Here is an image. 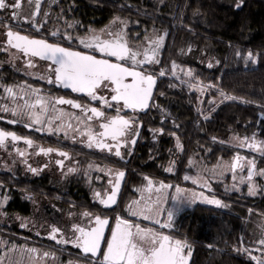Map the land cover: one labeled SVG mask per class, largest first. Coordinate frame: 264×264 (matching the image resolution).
I'll list each match as a JSON object with an SVG mask.
<instances>
[{
  "label": "trees",
  "instance_id": "trees-1",
  "mask_svg": "<svg viewBox=\"0 0 264 264\" xmlns=\"http://www.w3.org/2000/svg\"><path fill=\"white\" fill-rule=\"evenodd\" d=\"M61 1L66 2L67 17L87 26H103L119 17L125 21L127 36L143 37L153 29L164 31L165 42L157 70L165 69L166 74L158 75L154 93L157 104L151 110L158 123L151 126L150 118L147 124L144 122L140 148L135 159L129 161L131 171L127 170L115 209L119 210L117 214L128 218L125 209L133 196L127 190L142 184L145 176L155 182L190 186L183 177L189 171L191 158L213 164L242 153L251 156L256 169L264 170V151L250 153L229 143L230 136L254 134L257 140L264 141V115H261L264 113V0ZM237 49L244 53L251 51L257 56L256 63L237 57ZM191 50L207 53L210 62L188 61L185 55ZM173 61L177 65L175 75H172ZM177 69H191L193 77ZM197 77L205 84L211 80L219 91L212 89L201 97L200 92L189 87ZM225 94L235 99L226 100ZM170 118L172 133L165 125ZM152 128L156 130L155 141L150 137ZM175 138L180 142L179 149L175 147ZM169 161L174 164L170 172L165 169ZM257 183L259 189L251 195L244 187L241 191H228L222 182L212 181V193L221 201L220 205L195 202L175 214L168 235L191 246L189 264H257L251 256L261 255L257 241L264 237L261 221L264 220V176H258ZM0 186L8 191L6 212L31 215V200L11 190L16 184L0 179ZM27 187L37 194L40 181L30 179ZM0 238L19 243L40 242L31 233L3 223H0ZM46 249L62 260L80 256L79 252L68 254L65 250ZM244 249L250 250L251 255Z\"/></svg>",
  "mask_w": 264,
  "mask_h": 264
},
{
  "label": "snow or ice",
  "instance_id": "snow-or-ice-1",
  "mask_svg": "<svg viewBox=\"0 0 264 264\" xmlns=\"http://www.w3.org/2000/svg\"><path fill=\"white\" fill-rule=\"evenodd\" d=\"M242 2V0H240ZM239 6V3L237 4ZM37 10L40 7V0H36ZM21 8V0H15V3H6V0H0V9L5 11L11 9L12 16L5 17L9 22L4 25L7 29L4 32L7 40L5 43L14 47L18 52H23L25 57L29 54L31 57H39L42 60L51 61L52 63L47 67V75L41 78H46L49 82H54L59 85H63L70 88L76 93H86L92 101L99 100L102 106L108 108L113 107L111 102H116V114L106 115L100 108L88 105H81L78 101L72 99H65L64 97L50 98L39 95V89H33L27 86L29 91V98H24V89L16 91L15 88L19 86L5 85L4 91L15 100L17 95H20L24 99L23 104H15L14 107L9 109L7 106H0L4 112L11 111L14 119L12 123L16 122V117L23 118L27 116L31 123L27 124V127H32L33 124H41L44 112L47 110L48 104L52 99H55L57 104H68L73 108L81 109L82 116H75L73 114L70 118L77 120L75 131L78 135L87 136V144L89 147H96L101 150H107L109 153L114 151L116 157L123 159L121 148L128 143L135 144L137 135L140 130V125L135 122L134 117H126L121 115L124 109H131L133 112L137 110L145 109L149 107L151 97L153 96V86L157 81V74H154L151 65L159 63L158 54L165 42V36L163 34L157 35L155 31L151 36H145L147 46H133L130 47L125 38L123 32L124 21H121L119 17H114L113 21L109 25L105 26L104 29L96 31L92 28L88 29V33L83 37H76L75 39L79 44L90 51H78L73 47H64L61 42L52 43L46 38H37L36 36H30L22 34L21 31H13L11 21L20 20V13L17 11ZM48 13H45L47 16ZM37 18V11L34 10L31 13L29 19L31 25L34 28H39L35 24ZM117 21L121 24V28L116 31H109ZM67 28L65 30L63 40H73L68 29L72 27V22H66ZM59 30L51 32L50 35L53 37L58 36ZM107 38H104V36ZM91 51H96L101 54V57L91 54ZM237 57L242 56L243 59L256 63L257 56L251 51L246 53L237 49L235 52ZM104 57H115L116 60L113 62L111 59ZM142 57V58H141ZM131 61V66L128 62ZM28 66L32 67L33 62L31 59L27 60ZM211 66V65H209ZM177 65L175 61L172 62V75L176 74ZM165 69H161L160 76L165 75ZM185 76L193 77V71L191 69L184 70ZM195 83H190V88H195L200 92L201 97L204 92L212 89H218V86L211 80L207 84L199 81V78H195ZM188 83V81H185ZM109 89V98L104 95H99L100 91ZM36 94V98L31 99V94ZM199 98V97H198ZM224 99H235V97L224 95ZM122 102V107H121ZM214 101H210L212 103ZM39 106L40 111L36 108ZM53 110L56 111L55 105ZM64 113L60 111V116L63 124ZM264 115V113H261ZM2 119V117H0ZM51 121L52 117H48ZM99 120L98 125L100 131L94 130V124L96 120ZM81 125H84L81 129ZM72 124H67L64 127L65 135L69 134L72 130ZM52 131V128H48ZM61 127L58 126L56 131H60ZM154 132L156 130H153ZM162 131V129L160 130ZM136 134H133V133ZM174 135V134H173ZM130 137V140H129ZM11 138L12 141L21 139L15 132L5 131L0 129V147L4 146L7 139ZM26 143L31 145L33 141L27 138ZM75 139V136H73ZM155 139V135L153 136ZM215 139V137L213 138ZM233 139L238 140L241 146H247L249 148H259L264 151V141L257 140L255 134L252 137H234ZM110 141V142H109ZM177 148H180V142L177 140ZM19 151V150H17ZM39 151L47 154L49 152L56 151L59 155L67 158L68 153L62 152L59 149L52 148H40ZM131 152V149H128ZM20 156L23 157L25 153L19 152ZM244 158L237 155L232 159L230 163L222 162L213 165L211 169L206 166L203 168H197L196 176L184 178L192 179L193 183L202 184L207 186V178L202 173H210L211 176L222 178L223 173L231 171L233 175V188L238 189V185L235 183L237 180L236 169L242 168ZM26 163V161H24ZM58 165H62V160H56ZM190 163H194L190 159ZM248 168L247 177L241 175L239 180L248 181L249 192L255 194V185L252 183V177L254 174V166L251 160L247 161ZM93 167V165H89ZM96 167L100 171H106L110 177L108 185H110V191L105 190L103 194L94 189V199L99 201V204L104 206L105 209H111V206L118 204V194L121 189L122 178L125 176V171L121 169L113 168H100L99 165ZM30 171L36 173L38 169L32 168L29 165ZM69 172L75 171L74 168H69ZM166 171H172L171 167L167 168ZM87 174V173H86ZM264 176V170L259 173ZM99 179V177H98ZM144 180L147 183L137 189L141 193V196L133 201H130L127 206V211L130 215L135 217H143L145 220L154 221L156 224H160L162 228H171L172 221L175 214L187 203H194L196 200L203 199L208 204L220 205L221 201L215 197L209 198L204 196L203 193H197L193 190L183 189L179 185L175 187V191L170 194L173 205L167 207L165 200L169 198L168 189L171 187L169 184H165L163 181L154 182L150 177L145 176ZM148 192L147 197L144 193ZM30 198V197H29ZM71 216L72 213L70 212ZM81 215V223H75L72 225L74 230L72 236L65 239V235L61 232V229L53 226L51 232L48 234L52 239L57 240L60 245L72 244L74 247L80 249L81 258L91 261V264H189V257L191 256L192 248L186 241L173 239L170 235L165 234L163 231H157L153 228H144L140 224L135 223L129 219H124L121 215L117 214L115 218V224L110 225V220L107 216L100 214H94L88 211H84ZM87 219V223H83L84 219ZM17 219H21L17 217ZM164 221L161 223V221ZM20 227H27V218H23ZM111 226V235H107L105 228ZM56 233H60L59 238ZM106 240V246L102 244V241ZM3 243V242H0ZM257 251L261 253L258 256H251V259L256 261L257 264H264V237L257 241ZM16 247L15 245L13 246ZM187 250V254H185ZM249 255H251V251ZM11 251V249H9ZM21 252L25 249L21 248ZM26 251L30 254L37 253V249L29 248ZM102 253V256L98 255ZM91 254V256H88ZM52 255L55 257V253L44 252L43 259ZM3 258L0 257V260ZM21 264V262H17ZM69 264H72L70 261Z\"/></svg>",
  "mask_w": 264,
  "mask_h": 264
},
{
  "label": "flooded vegetation",
  "instance_id": "flooded-vegetation-1",
  "mask_svg": "<svg viewBox=\"0 0 264 264\" xmlns=\"http://www.w3.org/2000/svg\"><path fill=\"white\" fill-rule=\"evenodd\" d=\"M6 3H15V0H6ZM65 6L66 2L61 0H40V7L37 10L36 0H21V8L17 10L20 13L21 19L18 21H11L12 30L21 31L22 34L36 36L37 38H46L52 43L61 42L62 46L73 47L78 51H90L86 49L84 45L79 44L75 38L78 36H85L88 33L89 28L99 31L101 29H104L105 26L109 25V23L98 27L84 25L76 18L67 17V15H65ZM34 10L37 11L35 24L39 26L38 30L31 25L29 19H24L25 17L31 18V13ZM45 13H48V15L45 16ZM11 16V9L7 11H5L4 9H0V106H7L9 109H11L17 103H24V99L21 98L20 95H17L15 100L8 96L5 93L3 86H19L15 88L16 91H20V89L23 88L24 98H29L30 89H28L27 86H30L33 89H39V95L44 97H64L65 99L76 100L81 105L90 104L91 106L100 108L106 113V115L116 114V102H111L113 104V107L108 108L107 106H102L99 100L92 101L86 93H76L73 92L70 88L56 84L54 82V77L53 82H49L46 78L42 79V76L46 77L47 67L52 63L51 61L42 60L39 57H31L30 54L28 57H25L23 52H18L16 48L11 47L7 43H5L7 37L6 35H4V32H6L7 29L4 27V25L9 22L5 19V17L10 18ZM66 22H72V27L68 29L70 35H72L73 37V40L71 41L63 40V36L67 28ZM57 30H59L58 36L53 37L50 35L51 32H55ZM151 31L146 35L151 36ZM146 35H144L143 37H134L127 36V33L125 32V38L130 47L141 45L147 46V41L145 40ZM104 38H107V36L105 35ZM163 46L164 44L159 51L158 57H160L161 55ZM91 54L101 57V54L96 51H91ZM104 58L111 59L113 62H115L116 60L115 57ZM28 59L32 60V67L28 66ZM126 66H131V61H129L128 65ZM151 68L153 69L154 74H157V81L154 87V92L153 96L151 97L149 107L137 110L136 112H133V110L131 109H124L121 112V115H124L126 117H134L135 122L140 125V130L137 135L135 144L133 145L131 143H128L127 145L122 146L121 153L123 159H121L120 157H116L114 155V151L112 153H109L107 150H101L94 146L89 147L87 144V136L78 135L76 133L75 128L77 120L70 117H72L73 114L75 116H82L83 114L81 112V109L79 108H73L68 104H57L55 102V99H52L48 104L47 110L44 112L41 124H33L32 127L26 126L27 124L31 123L27 116H24L22 119L16 117V122L12 123L11 121L14 119L12 112H4L2 109H0V117H2V119H0V129L15 132L17 136L21 137V139L16 141H12L11 138H8L5 145L0 147V179L4 181H11V183L17 185V187L12 188L11 190L17 191L21 194V196H25L26 198L30 197L29 200H31L32 204L31 215L33 214L34 202L36 201V198H40L41 200H43V202H47V208L45 207V212L47 215L54 214L57 211L58 208L52 210V205H54L61 208L67 216H70L69 213L71 212V216L77 217L81 216L80 214L84 211H88L94 214L107 216L110 219V225L115 224L116 217L113 220L111 219V217L114 216V214L119 213V210L115 209H117L119 201L121 199V195L128 175L127 170L131 171V169L129 168V161L135 159V153L137 149L140 148L139 143L142 139L144 122L147 124V121L150 118L149 120L151 126H154L158 123L156 114H151V110L154 108V105L157 104L154 100V93L158 82V63L152 64ZM109 92V89H105L103 91H100L99 95H104L106 96V98L110 99V96L108 95ZM30 98L34 100L36 98V94H31ZM53 105H55L56 111L53 110ZM61 110L65 114L63 117V124L61 122V119L58 118L60 116ZM48 117H52L51 121H49ZM69 123L72 124L73 128L69 131L68 135H65V131L63 129ZM99 123L100 121L97 119L94 124V130L97 132L100 131L98 127ZM172 124L173 120L171 118L168 120V122H165L166 130L171 133L173 132ZM58 126L61 127L60 131H56V128ZM49 127L52 128V131L48 130ZM80 127L81 129H83L84 125H81ZM153 130L155 129L152 128L150 131V137L151 140L155 141L156 136L155 139H153V136L155 135V132ZM133 134L136 133L134 132ZM73 136H75V139H73ZM23 138L30 139L31 141H33V143L29 145ZM175 147L177 148L176 144ZM40 148L59 149L62 152H67L68 157L65 158L59 155V153L56 151L45 154L39 151ZM128 149H131V152H129ZM20 151H23L25 153L23 157L20 156ZM58 159L63 161L62 165H58L56 163V160ZM24 161H26V163ZM90 164L93 165V167H89ZM29 165L32 168L38 169V171L36 173H33L32 171H30ZM96 165H99L100 168H113L125 171V176L123 177L122 186L118 195V204L111 206L110 210L105 209L104 206L99 204L98 200L94 199V189L101 192V194H103L105 190L110 191V185H108V180L110 177L108 176L106 171H100L96 167ZM169 167H171L172 169L171 164H169ZM69 168H74L75 171L69 172ZM165 169H167V167ZM30 179L40 181V190L37 194L35 192H30L27 187V183L30 181ZM129 181H132V179L130 178ZM134 181L135 179H133V182ZM146 183L147 181L144 180L142 184L138 183L137 185H132L129 190H127L129 192L128 194L133 196V199L131 201L139 198V191L137 192L136 190ZM164 183L171 186L169 187L170 190H175L176 185H172L171 183L167 182ZM7 194L8 191L5 188L2 189V187L0 186V201L2 202V213L6 215V218L8 217L10 220V217H12L11 220L13 221L16 216L21 218L31 217V215H22L19 212H6L4 210V206L8 200ZM125 210L127 211V207ZM132 219L134 218L132 217ZM0 223H3L8 227L14 226L18 230L31 233L28 228L25 229L24 227H20V224H18V220H14L11 223L0 221ZM66 223L67 225L61 228V232L65 235V239H68L74 232V230L72 229V225L78 222L67 221ZM83 223H87L86 218L84 219ZM135 223H137V221ZM110 225L106 232V234L109 236L111 233ZM40 226V229L42 230L50 229L51 227H53L49 224ZM158 230L163 231L167 235L169 233V228L160 227L157 229V231ZM32 236L38 237L40 239V242L32 244L27 241L19 243L17 241L11 240L10 238H6L4 240H6L7 242L11 240L8 243L14 244L15 246L23 245L25 249H28L30 247L53 248L57 250H65V252L68 254H77L79 252V259H76V257L73 256V261L77 260L85 264H91L90 260L81 258L82 254L80 252V249L74 247L72 244L60 245L57 243V240H54L51 237L46 238L44 235L40 237L36 234H32ZM56 236L59 238L60 233H56ZM39 244L40 247L38 246ZM102 244L106 246V240L102 241ZM98 255L102 256V253H98ZM88 256H91V254H88Z\"/></svg>",
  "mask_w": 264,
  "mask_h": 264
},
{
  "label": "rangeland",
  "instance_id": "rangeland-1",
  "mask_svg": "<svg viewBox=\"0 0 264 264\" xmlns=\"http://www.w3.org/2000/svg\"><path fill=\"white\" fill-rule=\"evenodd\" d=\"M120 20L124 21L123 19H120ZM119 28H121V24L119 23V21H117L111 28H109V31H113L114 32V31L118 30ZM154 31H155V33L157 35H159V34H163L164 35V31L156 30V29L151 31V35L153 34ZM123 32L124 33L126 32L125 23L123 25ZM185 58H187L188 61L191 60V61H197V62L201 61V60L210 62V60H211L210 56L207 53L201 52V51H197V53H194L192 50L189 53H187V55H185ZM178 71H181V72L184 73L183 69H179ZM36 110L40 111L39 106H37ZM234 137L235 136H230L229 143L232 146H234L236 148H239V149H242V150H245V151L250 152V153H253V152L259 153V154L263 153V151H261L259 148L254 149V148H249L247 146H241V144L239 143L238 140L233 139ZM175 141H176V145H177L176 138H175ZM237 155H239L240 157L244 158V160L241 161V163L243 164V167L236 169L237 180L235 181V183L238 185V189L232 187L234 181H233V175H232L231 171L224 172L222 178H217V177L211 176L210 173H202V175H204L207 178V186H203L202 184L193 183L192 179H187L186 180L184 178V180L187 181V183L190 184V186H185L183 189H189V190H193V191H195L197 193H203L204 196H208L209 198H212L214 196H213V193H212V187L210 186V183L213 181V182H222L224 184V188L226 190H228V191H234V190L241 191L243 189V187H244L246 193L251 194V195H255L257 190L259 189V186H258V183H257V177L261 176L259 174L260 170L256 169V167L254 165V162H253V159L251 158V156H247L246 154L244 155L242 153H237V154H234L231 158L219 159L217 162H215L213 164H206L204 161H201V160L195 159V158H191V160L194 163H190V160H189V165H188L189 171L186 172V174L184 176H186V175L189 176V177L196 176L197 168H203V167L206 166L208 169H211L213 167V165H216L218 163H222V162L230 163L232 161V159L234 157H236ZM249 160H251L253 162V166H254V174H253V177H252V183L256 186L255 187V194H252V193L249 192V187H248V181L247 180H244L242 182L239 180V177L241 175L247 177V175H248V172H247L248 163H247V161H249ZM169 164H170V161L165 166V168L166 167L168 168ZM169 190H170V188H169ZM169 190H167L168 193H169V198L167 200H165V205L167 207H171L173 205V202L171 201V198H170V194L175 191L173 189L170 190V191ZM148 195H149L148 192L144 193L145 197H147ZM140 196H141V193L139 192V197ZM195 202L207 203L202 198L199 199V200H196ZM46 203H47L46 201L43 202V200H41L40 198H36V201L34 202L33 214L31 215V217L27 218V227H24L25 229L28 228L32 234L39 235L40 237H42L44 235L46 238H48V237H50L48 234L51 232L52 227L50 229L42 230V229H40L41 228L40 225L49 224V225H52V226H55V227H58V228L61 229L63 226L67 225V223H66L67 221H69V222L76 221L78 223L81 222V219H82L81 216H77V217L67 216V215H65L66 213L63 212V210L61 208L56 207L54 205H52V210H55V209L58 208L57 211L54 214L47 215L46 212H45V209L47 208ZM191 204H193V203L185 204L180 210L188 207ZM213 205H215V204H213ZM126 215L128 216L127 219H129V220H131L132 217H133L134 219H132L131 221H133V222L137 221V223H139L141 225V227H144V228L150 227V228H153L155 230L158 229L157 225H159V224H156L154 221L145 220L142 216L141 217L132 216V215H130V213L128 211H126ZM5 216L6 215H4L2 213V202L0 201V221L1 222H6V223L10 222L11 223L14 220H16V221L18 220V222H19L18 224H21L22 222H24L23 218H21V217H20L21 219H17L18 216H16L13 219V221L11 220L12 217H10V220H11L10 221L9 218L8 217L6 218ZM173 220H174V218H173ZM261 221L264 222V220H261ZM163 222L164 221L162 220L161 223H163ZM146 226H148V227H146ZM0 242H3V243H0V257L3 258L2 260H0V264H17V262H21V264H69L70 261L72 262V264H85V263H82V262L77 261V260L73 261V259H74L73 257H71V258L67 257V259L62 260L61 257L56 255V254H55V257H53L52 255H49L47 257H44L41 260V259H39V257H43V253L44 252H49V253H54V252H51L49 249H46V248H34V249L38 250L37 253L30 254V253H28L26 251V249L24 248L23 245L22 246H16L14 248L13 247L14 244L8 243L4 239L1 240V238H0ZM21 248L25 249V251L21 252L20 251ZM9 249H11V251H9ZM185 254H187V250H185Z\"/></svg>",
  "mask_w": 264,
  "mask_h": 264
},
{
  "label": "water",
  "instance_id": "water-1",
  "mask_svg": "<svg viewBox=\"0 0 264 264\" xmlns=\"http://www.w3.org/2000/svg\"><path fill=\"white\" fill-rule=\"evenodd\" d=\"M154 87H155V85L153 86V92H154ZM145 111V110H144ZM122 181H123V178H122ZM121 186H122V183H121ZM119 195V194H118ZM110 220V219H109ZM108 227L109 226H106V228H105V231L107 232V230H108ZM110 235H111V233H110Z\"/></svg>",
  "mask_w": 264,
  "mask_h": 264
},
{
  "label": "bare ground",
  "instance_id": "bare-ground-1",
  "mask_svg": "<svg viewBox=\"0 0 264 264\" xmlns=\"http://www.w3.org/2000/svg\"><path fill=\"white\" fill-rule=\"evenodd\" d=\"M224 199V198H223Z\"/></svg>",
  "mask_w": 264,
  "mask_h": 264
}]
</instances>
